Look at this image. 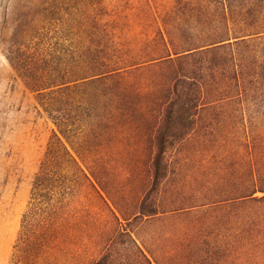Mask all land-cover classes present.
<instances>
[{"label": "trees", "instance_id": "obj_1", "mask_svg": "<svg viewBox=\"0 0 264 264\" xmlns=\"http://www.w3.org/2000/svg\"><path fill=\"white\" fill-rule=\"evenodd\" d=\"M36 1L24 7L28 12L4 40V52L56 131L34 175L10 264H58L59 252L77 247L78 228L86 227L90 215L86 206L94 201L127 223L193 216L201 227L188 236L190 257L181 264H264V0H175L154 16L158 37L147 33L143 41L123 22L118 5L106 0H68L74 13L55 1ZM177 62L193 69L194 76L180 80L199 97L192 100L175 82L170 97L158 104L157 138H173L171 128L191 129L192 112L206 110L207 158L210 164L218 160V185L192 195L181 189L169 200L173 160L165 159L166 142L158 140L152 185L143 188L132 210L121 208L124 200L109 188V175L113 165H122L94 149L92 138H102L103 131L107 138L125 134L128 118L113 102V90L127 87L128 72ZM217 119L220 142L212 139ZM183 133L181 138L188 134ZM177 160L173 165L180 166ZM124 231L146 264H160Z\"/></svg>", "mask_w": 264, "mask_h": 264}, {"label": "rangeland", "instance_id": "obj_2", "mask_svg": "<svg viewBox=\"0 0 264 264\" xmlns=\"http://www.w3.org/2000/svg\"><path fill=\"white\" fill-rule=\"evenodd\" d=\"M42 1L46 4L47 1H55L58 8L66 7L75 12V5L73 2L69 4L68 0ZM106 1L118 5L123 22H127L143 41L147 33L158 37L154 16L162 14L161 9L173 5L175 0ZM30 2L38 1L0 0V26H4L3 34L0 33V264H10L34 175L56 131L53 122L38 104L36 95L16 78L4 52V40H8L12 27L22 22L20 20L28 12L24 7L30 6ZM109 11L102 10L100 13ZM159 20L161 22V18ZM74 26L72 22V28ZM194 74L193 69L183 62L149 64L143 69L128 72L124 82L127 87L113 90V102L122 108V113L128 118V124L126 122L123 129L125 134L122 138H107L109 134L103 131L102 138H92V141L94 149L122 165L121 170L118 165H113L109 175V188H113V192L124 200L120 202L121 208L132 210L143 188L152 185L149 178L151 162L155 155L161 153L163 141L166 142L162 148L163 156L173 160L166 181L169 182L166 188L169 200L171 194L181 189L191 193V190L194 192L202 187L218 185L217 175H214L218 160L210 164L207 158L206 110L192 112L196 120L191 129L171 128L169 132L174 135L173 138H157L158 128L161 127L160 122L157 124V117L161 114L159 102L170 97L171 88L177 81L181 92H190L192 100L198 98L195 87L180 80L183 75L192 77ZM139 89L143 90L142 94L137 92ZM151 102H155L154 105ZM136 116L139 124L133 126ZM214 127L216 135L212 139L220 142L223 133L218 119ZM182 132H188L185 138H181ZM158 140L162 141L160 146ZM181 140H184L183 143H180ZM176 159L183 166L181 171L180 166L173 165ZM144 183L146 185L143 186ZM86 211L90 215L83 220L86 227L80 225L78 228L77 247L70 252H59L58 264H95V260H99V264H146L124 230L131 232L141 247L143 244V250L150 251L160 264H181L190 257L188 236L194 233V228L201 227H197L192 222L193 216L189 215L133 219L129 223L119 217L116 221L98 201L87 204ZM85 228L88 230L81 232ZM117 228L120 230L116 234Z\"/></svg>", "mask_w": 264, "mask_h": 264}]
</instances>
